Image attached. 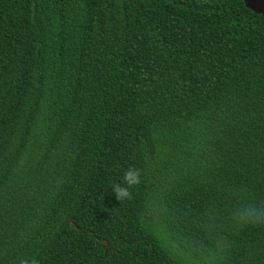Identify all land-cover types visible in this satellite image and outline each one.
Segmentation results:
<instances>
[{"label":"trees","instance_id":"1","mask_svg":"<svg viewBox=\"0 0 264 264\" xmlns=\"http://www.w3.org/2000/svg\"><path fill=\"white\" fill-rule=\"evenodd\" d=\"M133 166L131 199L111 191ZM264 17L240 0H0V264H264Z\"/></svg>","mask_w":264,"mask_h":264},{"label":"clouds","instance_id":"2","mask_svg":"<svg viewBox=\"0 0 264 264\" xmlns=\"http://www.w3.org/2000/svg\"><path fill=\"white\" fill-rule=\"evenodd\" d=\"M141 182V173L138 168L129 166L124 172L120 183H113L111 191L115 199L120 202L131 199L130 188ZM239 219L242 222H261L264 221V210L248 209L244 210Z\"/></svg>","mask_w":264,"mask_h":264},{"label":"water","instance_id":"3","mask_svg":"<svg viewBox=\"0 0 264 264\" xmlns=\"http://www.w3.org/2000/svg\"><path fill=\"white\" fill-rule=\"evenodd\" d=\"M244 3L245 7L255 14L264 17V0H240Z\"/></svg>","mask_w":264,"mask_h":264}]
</instances>
